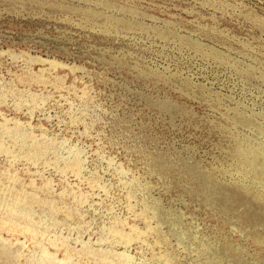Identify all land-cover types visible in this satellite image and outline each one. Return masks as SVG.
<instances>
[{
    "label": "rangeland",
    "instance_id": "374dc122",
    "mask_svg": "<svg viewBox=\"0 0 264 264\" xmlns=\"http://www.w3.org/2000/svg\"><path fill=\"white\" fill-rule=\"evenodd\" d=\"M263 141L264 0H0V264H264Z\"/></svg>",
    "mask_w": 264,
    "mask_h": 264
},
{
    "label": "bare ground",
    "instance_id": "6f19581e",
    "mask_svg": "<svg viewBox=\"0 0 264 264\" xmlns=\"http://www.w3.org/2000/svg\"><path fill=\"white\" fill-rule=\"evenodd\" d=\"M262 145H263L262 149L253 150L251 148L252 150H247V151L250 154L249 156H251V160H249L251 163V170L250 171H251V174L254 175V179L251 178L250 175H249V177L251 178V180L254 183H257V182L260 183V185H261L260 189L263 191L262 195H264V141H263ZM249 159H250V157H249ZM247 179H249V178H247ZM245 182H246V180H245Z\"/></svg>",
    "mask_w": 264,
    "mask_h": 264
}]
</instances>
